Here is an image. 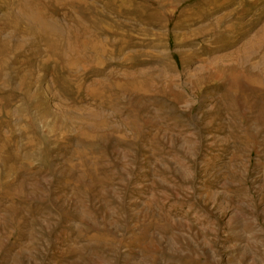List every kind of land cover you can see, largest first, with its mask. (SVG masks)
Returning a JSON list of instances; mask_svg holds the SVG:
<instances>
[{
	"label": "rangeland",
	"instance_id": "obj_1",
	"mask_svg": "<svg viewBox=\"0 0 264 264\" xmlns=\"http://www.w3.org/2000/svg\"><path fill=\"white\" fill-rule=\"evenodd\" d=\"M0 264H264V0H0Z\"/></svg>",
	"mask_w": 264,
	"mask_h": 264
}]
</instances>
